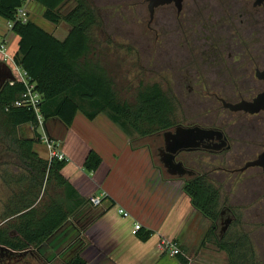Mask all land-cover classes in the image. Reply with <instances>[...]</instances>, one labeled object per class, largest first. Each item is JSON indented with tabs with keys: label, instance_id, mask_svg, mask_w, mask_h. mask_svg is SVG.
<instances>
[{
	"label": "trees",
	"instance_id": "1",
	"mask_svg": "<svg viewBox=\"0 0 264 264\" xmlns=\"http://www.w3.org/2000/svg\"><path fill=\"white\" fill-rule=\"evenodd\" d=\"M66 1L31 0L28 4L36 2L42 7L44 19L51 24H67L70 32L64 40L47 32L30 17L27 22L18 21L11 30L8 28L19 38L15 62L28 73L42 96L40 111L45 122L57 118L71 127L78 113L89 120L105 113L132 142L173 128L177 123L176 106L160 85L141 87L133 102L119 97L96 54L95 10L87 0H72L75 8L63 15L60 8ZM24 3L0 0V18L7 27L16 20V11ZM25 91L22 83L11 85L6 81L0 87V159L13 157L16 163L11 167L21 171L18 175L5 172L0 176L11 191L0 221L4 222L0 225V264H21L28 257L37 264H46L39 248L89 203L63 175L67 161L44 159L36 151V146L42 145L37 115L28 107L14 106ZM101 164V157L91 151L84 167L92 172ZM193 172V176L182 178L183 190L192 206L212 223L201 247L209 245L224 252L229 264H258L249 234L232 229L238 218L224 234L221 231L218 234L224 208L221 187L213 181L210 171ZM178 257L183 264H188L183 255ZM68 264L85 263L77 255Z\"/></svg>",
	"mask_w": 264,
	"mask_h": 264
},
{
	"label": "crops",
	"instance_id": "2",
	"mask_svg": "<svg viewBox=\"0 0 264 264\" xmlns=\"http://www.w3.org/2000/svg\"><path fill=\"white\" fill-rule=\"evenodd\" d=\"M0 36L6 41L16 37L9 30ZM1 75L8 78L6 68L0 69ZM46 132L68 159L65 178L83 198L102 197V206L88 203L77 211L39 248L43 262L68 264L79 255L85 264H183L162 247L169 241L180 247L188 264H229L224 252L201 247L212 223L192 206L184 180L171 176L161 161L156 163L151 144L142 143L151 137L132 142L105 113L94 120L78 113L71 127L52 118L46 121ZM36 151L48 159L43 144ZM91 151L102 164L89 172L84 165ZM120 208L130 217H121ZM135 223L142 225L137 236L132 235ZM30 262L28 257L21 264Z\"/></svg>",
	"mask_w": 264,
	"mask_h": 264
},
{
	"label": "flooded vegetation",
	"instance_id": "3",
	"mask_svg": "<svg viewBox=\"0 0 264 264\" xmlns=\"http://www.w3.org/2000/svg\"><path fill=\"white\" fill-rule=\"evenodd\" d=\"M170 8L177 10L179 20H168ZM147 31L153 39L151 75L175 104L176 120L194 121L176 123L159 134V160L166 163L177 150L175 161L192 172L195 163L203 165L204 156L217 159L232 153L227 158L232 161L242 153L256 154L245 165L255 161L264 152V111L251 114L228 106L253 102L264 92V0H182L180 11L175 3L156 8ZM159 59L163 74L157 72ZM180 128L182 135L195 130L196 139L177 141ZM167 132L171 138H165ZM226 211L231 215L226 223L236 220Z\"/></svg>",
	"mask_w": 264,
	"mask_h": 264
},
{
	"label": "rangeland",
	"instance_id": "4",
	"mask_svg": "<svg viewBox=\"0 0 264 264\" xmlns=\"http://www.w3.org/2000/svg\"><path fill=\"white\" fill-rule=\"evenodd\" d=\"M87 1L97 15L98 23L93 31V36L96 41V54L100 58V63L113 80L119 97L122 100L133 102L137 91L141 87L156 84L159 80L152 76L150 72L152 57L149 48L153 39L148 37L147 21L150 15L146 0ZM74 8L75 3L68 0L61 6L60 13L66 15ZM28 10L32 21L49 29L54 36L61 40L67 37L70 27L65 23L53 25L46 21L43 17V8L36 2H31L28 5ZM166 12L168 13V20L180 19L175 8L167 9ZM8 30L6 22L0 18V32ZM15 38L13 40L7 39L8 48L12 54L17 51V39ZM159 65L157 72L163 74L161 59H159ZM1 68L5 67L1 66ZM3 81L5 80L1 75L0 87ZM176 121L186 125L194 123L190 119ZM142 143L151 144L155 161L160 163L157 149L163 145V136L151 137ZM231 155L233 154H226V156H223L224 158L219 157L217 159L204 156L202 158L203 165L200 166L195 163L194 170H197V172L210 171L213 181L221 187V205L224 206L222 209L224 215L219 223L218 234L231 217L229 211H226L229 208L234 216L239 219H237V224L232 229L236 232L249 234L255 250V260L258 264H264V174L259 168H250L242 172L238 170L244 167L245 163L256 154L249 156L242 153L240 156L229 158L232 161L227 160ZM6 162H10L9 165L5 166L3 164ZM14 163H16V160L10 156L0 159V176H4L5 172L15 175L20 174V170L15 171L11 167ZM10 195L11 191L2 183L0 177V221ZM29 264L35 263L30 262Z\"/></svg>",
	"mask_w": 264,
	"mask_h": 264
},
{
	"label": "built area",
	"instance_id": "5",
	"mask_svg": "<svg viewBox=\"0 0 264 264\" xmlns=\"http://www.w3.org/2000/svg\"><path fill=\"white\" fill-rule=\"evenodd\" d=\"M24 5L20 6L16 11V20L8 23V28L11 30L15 22H27L29 19L28 4L31 0H22ZM14 55L10 53L6 39L0 37V67L4 66L9 72L8 78L4 82H9L11 85L14 83H22L25 86V93L21 99L14 103L16 107H28L32 109L37 115L38 126L37 130L40 136L41 144H43L48 152V159H58L59 161H67L66 156L59 150L57 144L48 136L46 132V122L40 111L42 103V96L35 88V84L31 82L28 73L24 71L15 62ZM89 204L94 208L102 206V197L92 196L89 199ZM118 214L123 218H129L130 214L124 209H118ZM142 230V225L135 223L132 230V235L137 236ZM162 247L168 251L171 257H178L183 255L182 250L175 242L164 241Z\"/></svg>",
	"mask_w": 264,
	"mask_h": 264
},
{
	"label": "water",
	"instance_id": "6",
	"mask_svg": "<svg viewBox=\"0 0 264 264\" xmlns=\"http://www.w3.org/2000/svg\"><path fill=\"white\" fill-rule=\"evenodd\" d=\"M149 5H148V10L150 13V18L151 20L154 17V12L156 8L161 7V6H166L170 5L171 3H175L176 8L180 11L181 9V2L182 0H148ZM1 69V68H0ZM261 79L264 80V73L261 74L260 76ZM4 83V81H3ZM232 111H246L248 113L254 114V113H259L261 111H264V92L260 94L253 102H244L238 105H229L228 106ZM186 131L182 135V128L178 129L177 136L175 137L177 141H180L181 138H189L192 139L193 141L196 139L194 137V132L195 130H183ZM171 132H167L165 134V138L168 136H171ZM172 137V136H171ZM169 137V138H171ZM170 151V150H168ZM177 150H173L168 156H167V161L164 163L165 167L167 168L168 172L170 173L171 176H178V177H186V176H193L194 172L192 171H187L186 168L182 163H177L175 161V154ZM253 167H259L263 169L264 172V152L255 160L252 162H248L242 169L241 171H245L249 168ZM232 220H229L226 225L222 228L221 235L224 234L228 227L230 226Z\"/></svg>",
	"mask_w": 264,
	"mask_h": 264
}]
</instances>
